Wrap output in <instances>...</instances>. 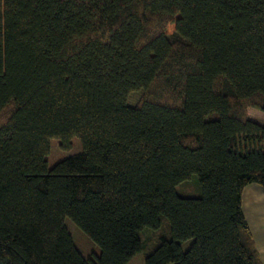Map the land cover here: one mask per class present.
Wrapping results in <instances>:
<instances>
[{
	"label": "trees",
	"instance_id": "trees-1",
	"mask_svg": "<svg viewBox=\"0 0 264 264\" xmlns=\"http://www.w3.org/2000/svg\"><path fill=\"white\" fill-rule=\"evenodd\" d=\"M248 108L264 112V0H0V264H262Z\"/></svg>",
	"mask_w": 264,
	"mask_h": 264
},
{
	"label": "rangeland",
	"instance_id": "rangeland-1",
	"mask_svg": "<svg viewBox=\"0 0 264 264\" xmlns=\"http://www.w3.org/2000/svg\"><path fill=\"white\" fill-rule=\"evenodd\" d=\"M140 97V92H132L128 96V104L135 105ZM247 115L250 119L255 120L264 125V112L255 108H248ZM80 151V144L77 139H72L69 142L68 148H62L60 141L52 139L50 141V151L47 156L49 165L54 164L60 159H63L73 153ZM179 194L183 196H196L199 194V189L193 181H188L177 187ZM66 226L72 236L75 246L80 250L85 258H92L94 254L98 253V247L85 235L76 225L68 218L65 220ZM155 233L151 230H144L142 233V240L144 241L145 248L148 250L153 245ZM143 253L140 252L132 257L127 264H144Z\"/></svg>",
	"mask_w": 264,
	"mask_h": 264
},
{
	"label": "crops",
	"instance_id": "crops-1",
	"mask_svg": "<svg viewBox=\"0 0 264 264\" xmlns=\"http://www.w3.org/2000/svg\"><path fill=\"white\" fill-rule=\"evenodd\" d=\"M242 212L264 264V189L250 184L242 192Z\"/></svg>",
	"mask_w": 264,
	"mask_h": 264
}]
</instances>
